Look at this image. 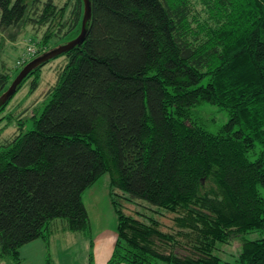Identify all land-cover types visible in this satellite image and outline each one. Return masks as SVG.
I'll list each match as a JSON object with an SVG mask.
<instances>
[{
  "label": "trees",
  "instance_id": "1",
  "mask_svg": "<svg viewBox=\"0 0 264 264\" xmlns=\"http://www.w3.org/2000/svg\"><path fill=\"white\" fill-rule=\"evenodd\" d=\"M90 6L83 40L32 68L0 106L65 57L32 126L0 140V262L20 264V247L48 243L52 225L89 230L82 192L109 171L108 263L264 264V0ZM82 14L83 0H0V52L20 24L42 45L15 69L0 60V93L31 58L75 37ZM137 199L149 212H125L122 201ZM233 241L240 249L221 258Z\"/></svg>",
  "mask_w": 264,
  "mask_h": 264
},
{
  "label": "rangeland",
  "instance_id": "2",
  "mask_svg": "<svg viewBox=\"0 0 264 264\" xmlns=\"http://www.w3.org/2000/svg\"><path fill=\"white\" fill-rule=\"evenodd\" d=\"M54 1L61 4L64 0ZM32 35L33 32L29 25L24 24H20L4 32L1 40L0 60L4 62L5 67L15 69L24 59L32 55L35 50L41 48V42L37 41V43L35 40H32ZM64 59L65 57L60 55L45 63L39 74L38 86L34 90H29V83L26 81L2 110H0V140H3L4 137L15 131L19 125H22L23 129L32 126L31 115L33 113L38 115L42 109L47 99L46 93L56 80V65L62 63ZM217 109L216 106L208 105V111L215 112L218 115L220 112H217ZM109 179L110 172L105 171L82 192V201L89 216L90 229L84 232L78 231L81 234H72L75 236H70L73 238L69 243L67 240H59L60 236L56 237V249L53 244L54 237L50 243V248L45 247L43 255H40L38 258H27V264H82L83 255L85 253L91 254V249H93L92 240L95 237L104 233L115 236L116 213L110 202ZM138 202L146 204L145 201L139 199L135 203L122 201L123 209L125 212L135 215L137 211L149 212L148 209ZM172 216V213L159 216L163 230L171 229L173 225ZM253 235V233H250L245 236L252 237ZM41 241L38 238L32 243H41ZM64 242L68 243L69 246L63 245ZM239 249L240 242L233 241L221 245L217 253L221 258L231 260ZM48 251L51 260L46 261ZM0 264L5 263L0 262Z\"/></svg>",
  "mask_w": 264,
  "mask_h": 264
},
{
  "label": "crops",
  "instance_id": "3",
  "mask_svg": "<svg viewBox=\"0 0 264 264\" xmlns=\"http://www.w3.org/2000/svg\"><path fill=\"white\" fill-rule=\"evenodd\" d=\"M80 232L61 230L55 227L54 225H52L50 229L48 243L45 244V242L42 239H41L42 240L41 243H32L36 240L35 239L26 244H23L20 247V255L23 260L20 264H27V258L31 259V257L38 258L40 255L42 256L44 253L45 247H48V249L50 248V243L52 242L54 237L56 238L60 236L59 240H63V241L67 240V242L69 243L70 241H72V238H73L70 236L81 234ZM72 234H75V235H72ZM55 238H54L53 244H54V248L56 249L55 245L57 244V238L56 239ZM114 240H115V236L106 235L105 233L103 235H98L97 237H95L94 240H92L93 249H91L90 255L92 256L94 264H110L108 263L107 259L112 251ZM68 243L64 242L63 245L69 246ZM47 253L48 254H47L46 261L51 260L49 251ZM88 262H89V253L88 254L85 253L83 255L82 264H88ZM120 264H126V263H120Z\"/></svg>",
  "mask_w": 264,
  "mask_h": 264
},
{
  "label": "water",
  "instance_id": "4",
  "mask_svg": "<svg viewBox=\"0 0 264 264\" xmlns=\"http://www.w3.org/2000/svg\"><path fill=\"white\" fill-rule=\"evenodd\" d=\"M90 11H91L90 0H83V14H82V18H81V27H80L79 33L75 37H73V38H71V39H69L63 43H59V44L43 51L42 53L34 56L29 61H27L20 68V70L14 76V78L11 80L8 87L0 93V106L7 102V100L11 97V95L16 91L17 85L20 83L22 78L32 68H34L38 64H40V63H42V62H44L50 58L72 48L73 46H75L76 44L80 43L83 40L85 33H86V30H87L89 18H90Z\"/></svg>",
  "mask_w": 264,
  "mask_h": 264
}]
</instances>
